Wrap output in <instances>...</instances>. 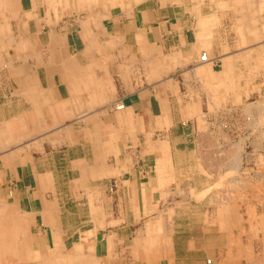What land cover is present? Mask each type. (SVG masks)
<instances>
[{
    "label": "crops",
    "instance_id": "1",
    "mask_svg": "<svg viewBox=\"0 0 264 264\" xmlns=\"http://www.w3.org/2000/svg\"><path fill=\"white\" fill-rule=\"evenodd\" d=\"M263 107L264 0H0V264H264Z\"/></svg>",
    "mask_w": 264,
    "mask_h": 264
},
{
    "label": "bare ground",
    "instance_id": "2",
    "mask_svg": "<svg viewBox=\"0 0 264 264\" xmlns=\"http://www.w3.org/2000/svg\"><path fill=\"white\" fill-rule=\"evenodd\" d=\"M87 1H88V0H87ZM109 2H110V1H109ZM74 4H75V3H74ZM12 8H13V7H12ZM19 8H20V7H19ZM23 9H24V8H23ZM25 10H26V9H25ZM87 10H88V9H87ZM98 11H99V10H98ZM74 12H75V11H74ZM26 15H27V14H26ZM98 16H99V15H98ZM25 19H26V18H25ZM28 21H29V20H28ZM27 23H28V22H27ZM28 24H29V23H28ZM25 29H26V28H25ZM27 58H28V57H27ZM19 61H20V60H19ZM69 63H70V62H69ZM6 66H7V65H6ZM3 67H4V66H3ZM4 69H5V68H4ZM75 69H76V68H75ZM49 71H50V70H49ZM50 72H51V71H50ZM21 85H22V84H21ZM259 104H261V103H259ZM262 105H263V104H262ZM256 107H257V106H256ZM256 107H255V108H256ZM255 108H254V109H255ZM263 108H264V107H263ZM263 108H260V109H263ZM214 111H215V110H214ZM245 112H246V110H245ZM258 112H259V111H258ZM261 112H262V111H261ZM263 112H264V110H263ZM259 115H260V114H259ZM43 116H44V115H43ZM47 116H48V115H47ZM261 118H262V117H261ZM263 118H264V117H263ZM261 120H262V119H261ZM262 121H263V120H262ZM213 122H214V121H213ZM250 122H251V121H250ZM245 123H247V122H245ZM245 125H246V124H245ZM235 126H237V125H235ZM242 127H243V126H242ZM246 128H247V127H246ZM263 129H264V128H263ZM236 134H237V133H236ZM227 138H228V137H227ZM228 139H229V138H228ZM238 145H239V144H238ZM236 148H237V147H236ZM237 153H238V152H237ZM234 157H235V156H234ZM235 159H236V157H235ZM236 160H237V159H236ZM234 161H235V160H234ZM237 161H238V160H237ZM227 168H228V167H227ZM260 174H261V173H260ZM232 176H233V175H232ZM239 176H240V175H239ZM239 176H238V177H239ZM243 176H244V175H243ZM249 176H250V175H249ZM256 176H257V175H256ZM235 177H236V176H235ZM245 178H246V176H245ZM239 179H240V178H239ZM241 179H242V178H241ZM241 179H240V180H241ZM230 180H232V179H230ZM243 180H244V179H243ZM241 181H242V180H241ZM234 182L237 183V181H235V180H234ZM238 182H239V181H238ZM242 182H243V181H242ZM244 182H245V181H244ZM244 182H243V183H244ZM240 183H241V182H240ZM262 183H263V182H261V184H262ZM229 184H230V183H229ZM232 184H233V183H232ZM241 184H242V183H241ZM256 184H257V183H256ZM256 184H255V185H256ZM258 184H259V183H258ZM242 185H243V184H242ZM244 186H245V185H244ZM238 187H240V186L237 185L236 188L234 187V189H236L235 191H237ZM254 187H255V186H254ZM256 187H257V186H256ZM256 187H255V188H256ZM241 188H242V186H241L239 189H241ZM262 188H263V187H262ZM262 188H261V189H262ZM114 189H115V188H114ZM230 189H232V187H231ZM230 189H229V190H230ZM243 189H244V187H243ZM243 189H242V191H243ZM245 189H246V188H245ZM229 190H228V191H229ZM257 190H258V189H257ZM257 190H256V191H257ZM256 191H255V192H256ZM226 192H227V191H226ZM233 192H234V190H233ZM239 192H240V191H239ZM239 192H238V193H239ZM255 192H254V194L257 193V192L255 193ZM259 192H260V191H259ZM216 193H217V191H216ZM244 193H245V192H244ZM244 193H243V194H244ZM251 193H252V192H251ZM260 193H262V192H260ZM260 193H257L256 196H257L258 194H260ZM234 194H236V192H235ZM240 194L242 195V193H240ZM262 194H263V193H262ZM262 194H261V195H262ZM231 195H232V194H231ZM236 195H237V194H236ZM239 196H240V195H239ZM241 197H242V196H241ZM232 198H234V197H232ZM235 198H236V197H235ZM237 198H238V197H237ZM255 198H256V197H254V199H255ZM257 199H258V198H257ZM215 200H216V199H215ZM234 200H236V199H234ZM239 200H240V199H239ZM256 201H257V200H256ZM259 201H260V199H259ZM213 202H214V200H213ZM262 203H264V202L262 201ZM241 208H242V207H241ZM225 215H226V214H225ZM228 215H229V214H228ZM229 217H230V216H229ZM225 223L227 224V221H226ZM228 225H229V224H228ZM95 227H96V226H95ZM95 227H94V228H95ZM54 228H55V227H54ZM96 228H97V227H96ZM92 230H95V229H92ZM45 235H46V234H45ZM105 235H106V234H105ZM44 238H45V237H44ZM88 239H89V238H88ZM101 242H103V241H101ZM78 249H82V248H81L80 246H79V247H76L74 251H76V250H78ZM149 249H150V248H149ZM58 250H59V249H58ZM231 250H232V249H231ZM103 251H104V250H103ZM147 251H148V250H147ZM126 252H127V251H126ZM52 253H53V256H52ZM52 253L49 255L48 258H53V259L55 258L56 253H55L54 251H52ZM99 253H100V252H99ZM225 253H226V252H225ZM127 254H128V253H127ZM263 256H264V254H263ZM58 257H60V256H58ZM98 257H99V256H98ZM144 257H145V256H144ZM62 258H63V259H59V260H57V261H59V263H63V264H64V263H67V260H66L64 257H62ZM67 258L69 259L68 261H72V262H76L77 259H78V261H81V260L83 261V260H84L85 262L90 263V262H89L90 260H89L88 258H84V257H79V258L77 257V258H76V256H75L74 254H73V255H69V256H67ZM149 258H150V257H149ZM104 259H105V258H104ZM114 259H115V258H114ZM36 260H37V259H36ZM101 260H102V259H101ZM129 260H130V259H129ZM129 260H128V261H129ZM5 261H7V260H5ZM39 261H40V259H39ZM51 261H52V260H51ZM111 261H113V260H111ZM111 261H110V262H111ZM208 261H209V260H207L206 262L208 263ZM3 262H4V261H3ZM34 262H35V261H34ZM46 262H48V264H52V263H49L48 259H47ZM126 262H127V261H126ZM11 263H12V262H11ZM25 263H26V262H25ZM105 263H106V262H105ZM127 263H128V262H127ZM143 264H144V263H143ZM161 264H162V263H161Z\"/></svg>",
    "mask_w": 264,
    "mask_h": 264
},
{
    "label": "built area",
    "instance_id": "3",
    "mask_svg": "<svg viewBox=\"0 0 264 264\" xmlns=\"http://www.w3.org/2000/svg\"><path fill=\"white\" fill-rule=\"evenodd\" d=\"M200 61H206V55H203V56H201V58H200ZM121 106H119V108H120ZM217 128H219V129H221V130H224V129H227V130H229V129H231L232 128V126L231 125H228L227 123L226 124H222V125H220V126H217ZM208 263H209V261H208Z\"/></svg>",
    "mask_w": 264,
    "mask_h": 264
},
{
    "label": "rangeland",
    "instance_id": "4",
    "mask_svg": "<svg viewBox=\"0 0 264 264\" xmlns=\"http://www.w3.org/2000/svg\"><path fill=\"white\" fill-rule=\"evenodd\" d=\"M226 130H227V129H224V131H226ZM259 191L263 193V190H257L256 192H257V193H260ZM257 193H256V194H257ZM262 193L258 194V196H261V197H262V195H261ZM257 209L260 211V210H262V207H258ZM207 264H209V263H207Z\"/></svg>",
    "mask_w": 264,
    "mask_h": 264
}]
</instances>
